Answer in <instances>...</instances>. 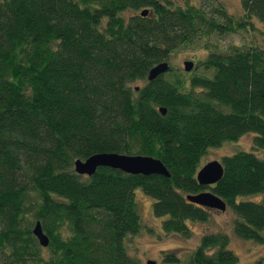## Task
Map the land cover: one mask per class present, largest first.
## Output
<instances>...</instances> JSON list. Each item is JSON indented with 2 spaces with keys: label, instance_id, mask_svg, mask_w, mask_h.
<instances>
[{
  "label": "trees",
  "instance_id": "obj_1",
  "mask_svg": "<svg viewBox=\"0 0 264 264\" xmlns=\"http://www.w3.org/2000/svg\"><path fill=\"white\" fill-rule=\"evenodd\" d=\"M241 5L0 0V264H142L129 248L144 225L139 189L163 233L188 236L189 221H207L212 209L187 194L211 189L232 208L238 236L264 241V198H253L264 194V0ZM258 32L229 48L216 39ZM201 42L208 54L197 65L215 71L188 79L171 56ZM161 61L169 70L148 79ZM248 132L252 147L223 154L222 178L201 184L204 154ZM113 151L159 157L170 175L75 170L77 158ZM37 220L48 246L33 233ZM229 238L204 233L190 260L235 264Z\"/></svg>",
  "mask_w": 264,
  "mask_h": 264
},
{
  "label": "rangeland",
  "instance_id": "obj_2",
  "mask_svg": "<svg viewBox=\"0 0 264 264\" xmlns=\"http://www.w3.org/2000/svg\"><path fill=\"white\" fill-rule=\"evenodd\" d=\"M183 1V0H181ZM231 12L241 13V0H223ZM257 25L264 29V22L257 20ZM261 38L258 32L255 35L247 34L246 38L241 33H230L221 35L216 39L224 48H229L231 44L242 43L246 39ZM215 38L213 37V40ZM203 42V41H202ZM181 47L171 56V63L183 73L188 79L193 75L206 74L213 76L214 67L197 65L199 60L204 59L208 54L207 49L202 46ZM187 58L194 59L196 67L187 71L184 68V60ZM172 77V76H171ZM141 83V82H140ZM253 144V133L248 132L235 141H227L224 144L210 148L203 157V162L210 159L221 158L225 153L232 152L240 148H251ZM259 155L264 157V149L257 150ZM140 211L143 217L142 229L134 234L129 241L131 254L138 257L142 264H147L149 258L157 260V264H194L190 261L192 250L200 243L203 233L206 232H228L230 233V247L238 254L239 259L236 264H257L260 258H264V241L243 238L233 232V222L235 219L231 207L222 211L213 209L211 217L207 221H189L191 235H183L174 232H164L161 230V221L163 217L156 216L153 212V197L139 189L137 191ZM252 197V196H250ZM255 199H263L264 194L254 195ZM158 230V232H157ZM161 231V232H159ZM168 253L178 258V261H165Z\"/></svg>",
  "mask_w": 264,
  "mask_h": 264
},
{
  "label": "water",
  "instance_id": "obj_3",
  "mask_svg": "<svg viewBox=\"0 0 264 264\" xmlns=\"http://www.w3.org/2000/svg\"><path fill=\"white\" fill-rule=\"evenodd\" d=\"M149 10L146 8L142 10V14H148ZM169 61H161L154 65L148 74V79L152 80L161 73L166 72L170 68ZM195 61L191 58L184 60V68L187 71L194 69ZM138 88V87H137ZM160 110L165 113L166 107L161 106ZM75 170L81 174L91 175L99 166L106 165L115 168H120L129 173H161L170 175V171L162 161L161 158L147 155V154H129L124 152H97L91 154L87 158H77L75 160ZM224 174L223 162L218 159H210L206 161L198 170L197 179L201 184L212 185L219 181ZM190 201L204 205L212 209L226 210L228 208L227 202L211 189H204L197 193L187 194ZM33 233L38 238L42 246H48L50 237L45 232L40 220H37ZM147 264H157V260L149 258Z\"/></svg>",
  "mask_w": 264,
  "mask_h": 264
},
{
  "label": "flooded vegetation",
  "instance_id": "obj_4",
  "mask_svg": "<svg viewBox=\"0 0 264 264\" xmlns=\"http://www.w3.org/2000/svg\"><path fill=\"white\" fill-rule=\"evenodd\" d=\"M210 209H212V208H210ZM212 211H213V209H212ZM233 232L235 233V231H234V229H233ZM216 233V232H215ZM226 234H228L229 235V237H230V233H228V232H225ZM236 234V233H235ZM204 235V233L202 234V236ZM237 235V234H236ZM202 236H201V239H200V243H201V241H202ZM238 236V235H237ZM230 239V238H229ZM200 243L198 244V246L200 245ZM198 246L194 249V250H192V253H191V256L192 255H194V253H195V251L197 250V248H198ZM229 247H230V242H229ZM231 248V247H230ZM215 249H217V247H214L213 249H211L210 251H215ZM232 249V248H231ZM233 250V249H232ZM234 251V250H233ZM191 258V257H190ZM191 262H192V260H190ZM193 263V262H192ZM237 263V262H236ZM235 263V264H236Z\"/></svg>",
  "mask_w": 264,
  "mask_h": 264
}]
</instances>
